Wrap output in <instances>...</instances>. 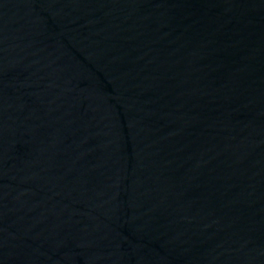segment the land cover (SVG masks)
Masks as SVG:
<instances>
[{"label":"water","instance_id":"water-1","mask_svg":"<svg viewBox=\"0 0 264 264\" xmlns=\"http://www.w3.org/2000/svg\"><path fill=\"white\" fill-rule=\"evenodd\" d=\"M0 264H264V0H0Z\"/></svg>","mask_w":264,"mask_h":264}]
</instances>
